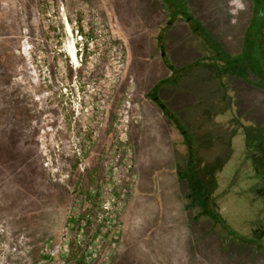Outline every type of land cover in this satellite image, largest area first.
<instances>
[{
  "label": "rangeland",
  "instance_id": "1",
  "mask_svg": "<svg viewBox=\"0 0 264 264\" xmlns=\"http://www.w3.org/2000/svg\"><path fill=\"white\" fill-rule=\"evenodd\" d=\"M254 6L0 0V264H226L168 248L208 195L229 245L250 240L227 264H264V90L235 65ZM14 72L16 107L45 100L40 152L34 124L3 127Z\"/></svg>",
  "mask_w": 264,
  "mask_h": 264
},
{
  "label": "trees",
  "instance_id": "2",
  "mask_svg": "<svg viewBox=\"0 0 264 264\" xmlns=\"http://www.w3.org/2000/svg\"><path fill=\"white\" fill-rule=\"evenodd\" d=\"M260 2L261 0H253V4L255 6ZM255 6L254 15L252 16V19L250 20L244 33L242 48L235 65L246 67L253 74V76H255L254 84H261L264 90V70L255 64L256 57L264 62V14L263 16L262 13L259 15V9L256 10ZM206 57L207 54L202 56L198 61H206ZM231 63H233V61H231ZM162 111L164 112V110ZM261 142H264V140ZM262 176L264 179V174ZM202 189L204 190L203 186ZM259 189L261 192L262 188ZM201 196L205 197V193L203 192ZM197 218L198 219L192 222H186L187 231L182 233L184 240H176V242H173L171 238V241L167 242L169 245L168 248L174 255L172 258L178 260L184 259L187 258L188 253L193 252L195 254L190 255V257L198 258L202 261L208 260L211 262L219 260L218 262H224L227 264L231 261V259H233L234 255H236L235 258L239 257L241 259V256H238L239 251L242 254L244 252L243 249L247 247V244H250V240H245L247 243L240 242L241 249L237 250H234V247L229 245V243L231 244L233 242H237V240L229 237L225 231V227L229 224H227L226 220L217 213V205L215 202L213 203V198H211L210 195L206 196L204 206L200 210ZM217 230L222 232L225 239L220 238L218 243L214 246L215 242L213 240V236H216L213 235L212 232H217ZM178 234L179 233H177V235ZM254 243L257 244V242ZM243 244L245 246H243ZM174 245L177 246L174 248ZM261 247L262 246L259 245V248Z\"/></svg>",
  "mask_w": 264,
  "mask_h": 264
},
{
  "label": "flooded vegetation",
  "instance_id": "3",
  "mask_svg": "<svg viewBox=\"0 0 264 264\" xmlns=\"http://www.w3.org/2000/svg\"><path fill=\"white\" fill-rule=\"evenodd\" d=\"M116 1H118V0H112V2H114V3ZM113 10L114 11H117V9H115V6L114 5H113ZM130 11H131V15L133 13V16H134V12L131 10V8H130ZM42 40H44V39L42 38ZM2 44H3V42H2ZM3 45H2V54L0 55V62H1L2 57L3 56L5 57V55H6L4 53L7 52V55H8V53L10 51V48L9 47H6L5 48V51H4ZM23 49L24 48H21V50L20 49H16V50H13V52L14 53H17V54H22L23 53L22 52ZM12 56H14V55H12ZM1 64H3V63L1 62ZM21 64H22V66H20ZM19 66H20L19 69L23 70V66H24L23 60L16 66L17 67L16 68L17 70H18V67ZM50 71L51 70H48L47 71L48 72V75H46L45 77L46 78L48 77L50 83L51 82H58L57 78L55 76H53ZM14 74H13V77L12 78L8 77L7 74L4 75L3 78L5 79L6 82H5V86H4L3 83H2V81H1V87L3 86L2 88H4V90L1 88V96H2V98H6L7 102L9 101V103H10V101H13L14 100V103L13 102L12 103L15 106V101L17 102V98H16L15 94H13L12 92L11 93H8V92L12 91V90L9 89L10 83H11L10 80H13V81L14 80H17L19 82L20 81L19 79L21 78V81L20 82L23 83L24 85L27 83V81L24 80L23 73L20 74L18 72H14ZM22 97H23L24 102L26 104H29L30 97H27V96H25L23 94H22ZM34 97H36V96H34ZM115 100H116V98H114V100H112V101H115ZM34 101H35V102H33L34 111L33 110H30V109L25 110L24 109L25 108L24 107V103H23V106H19V105L17 107L15 106L16 108L14 110L13 115H11V117L7 119V122H6V124L4 123V126L3 127L7 130V138L10 139V140H13V139L16 140L15 132H11L10 129L12 130L13 127L16 128L15 125H17V121L19 123V119L21 121H23V122H25L27 120V122H30V123L34 124L35 125V129H34V135H33V138H32V139H34L33 140L34 141L33 144H35L37 146L38 152H40L39 146H40L41 141H40L39 138L41 137L40 133L43 130V129H41V126L44 124V120H46V114H44V110H43V107L46 104H45V100L44 99L43 100H40V99H37L36 98V100H34ZM10 106L13 109L12 105H10ZM6 109L9 110L10 108L8 106H6ZM107 116H109V115L107 114ZM14 122H15V124H14ZM22 132H23V135H22V137L19 138L21 140H25L24 138L26 136L27 137L28 136H31V134L28 131H22ZM114 140H115V138L112 139V143H114Z\"/></svg>",
  "mask_w": 264,
  "mask_h": 264
},
{
  "label": "built area",
  "instance_id": "4",
  "mask_svg": "<svg viewBox=\"0 0 264 264\" xmlns=\"http://www.w3.org/2000/svg\"><path fill=\"white\" fill-rule=\"evenodd\" d=\"M74 33H75V35H77L78 30H75ZM77 39H78V41H81V36H78ZM73 45H74V42H73ZM81 47H82V46H79V47H78V51H81V49H82ZM74 48H75V46H74ZM66 51H67V48H66ZM76 51H77V49L75 48L74 56H75ZM63 90H64V92H66V89H65V88H64Z\"/></svg>",
  "mask_w": 264,
  "mask_h": 264
},
{
  "label": "crops",
  "instance_id": "5",
  "mask_svg": "<svg viewBox=\"0 0 264 264\" xmlns=\"http://www.w3.org/2000/svg\"><path fill=\"white\" fill-rule=\"evenodd\" d=\"M130 1H131V0H130ZM182 78H185V77L183 76ZM170 94H171V93H170ZM176 97H178V95H177ZM176 97H173V98H176Z\"/></svg>",
  "mask_w": 264,
  "mask_h": 264
},
{
  "label": "bare ground",
  "instance_id": "6",
  "mask_svg": "<svg viewBox=\"0 0 264 264\" xmlns=\"http://www.w3.org/2000/svg\"><path fill=\"white\" fill-rule=\"evenodd\" d=\"M74 54V53H73Z\"/></svg>",
  "mask_w": 264,
  "mask_h": 264
}]
</instances>
